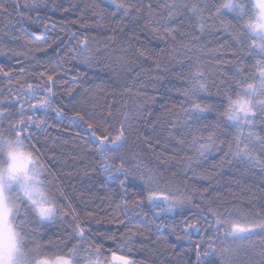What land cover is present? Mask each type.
<instances>
[{
  "label": "trees",
  "instance_id": "obj_1",
  "mask_svg": "<svg viewBox=\"0 0 264 264\" xmlns=\"http://www.w3.org/2000/svg\"><path fill=\"white\" fill-rule=\"evenodd\" d=\"M126 2L141 8L137 23L148 24L137 28L135 36L127 18L119 12L112 15L115 8L106 0H35L37 7H32L34 0H6L9 11H0V108H6V114L19 120L18 99L24 105L22 118L27 120L31 114L29 105L50 94L41 89L51 88L53 107L47 116L36 114L51 126L43 133L35 129L33 135L39 143H32L41 149L40 160L46 168L43 181L50 196L59 206L74 210L55 223H39L38 218H30L24 226L26 232L34 234L29 245L42 243L47 249L52 246L49 240L61 246L74 244L87 248L81 257L98 252L102 261L107 262L117 254L133 264H198L199 251L202 264H217L218 255H203L209 243L216 247L219 240H215L200 217L201 210H223L225 206L231 210L234 205L238 210L234 218L241 225L264 217V167L260 166L264 165V151L258 144L254 149L260 162L257 166L227 157L221 163L222 154L215 152L189 169L185 164L194 155L188 147L191 135L184 137L181 146L170 139L169 133L184 131L171 125L182 123L181 107L189 106L183 93L197 66L209 81V93L194 97L197 103L211 107L209 118L203 122L209 127L199 129L206 134L211 126L224 120L223 106L216 103L224 99L221 76L230 84L228 77L237 65L248 76L255 72L253 65L259 57L253 55L251 41L246 37L243 45L234 39L233 33L244 31L236 14L227 10L217 12L225 0H176L180 7L175 18L167 21L162 17L174 0ZM184 4H195L200 16L193 15ZM97 5L105 9L102 18L97 15ZM132 11L136 13V8ZM121 19L124 25L120 24ZM157 20L178 26L172 33L175 40L163 28L151 30ZM200 20L210 26L203 33L198 27ZM84 37L93 56L89 64L82 63L77 55ZM140 51L146 55L141 56ZM49 75L53 80H48ZM214 81L216 87H212ZM29 85L38 94L26 101ZM227 91L231 93V86ZM56 108L62 110L63 116H57ZM109 109L113 117L107 116ZM76 112L86 119L103 117L109 123L114 122L113 118L124 121L126 116L127 162L131 164V157L135 156L142 165L141 172L150 169L162 190L178 188L189 199L174 213H161L155 220L154 211L158 209L153 210L146 199L142 208L125 211L122 201L144 199L147 189L141 180L130 179L128 191L123 193L119 181L104 174L99 157L90 150L93 145L89 143L87 126L75 116ZM261 127L264 125H258L257 130ZM196 131L189 129L190 133ZM233 132L221 123L219 134L225 144L232 139ZM45 145L46 148L42 147ZM113 162L119 161L114 158ZM204 215L210 222V213L205 211ZM77 222L88 236L85 244L71 237L72 226ZM191 224L199 231L187 227ZM46 254L54 258L64 253ZM225 255L228 264H264V238L253 236L233 244Z\"/></svg>",
  "mask_w": 264,
  "mask_h": 264
},
{
  "label": "snow or ice",
  "instance_id": "obj_2",
  "mask_svg": "<svg viewBox=\"0 0 264 264\" xmlns=\"http://www.w3.org/2000/svg\"><path fill=\"white\" fill-rule=\"evenodd\" d=\"M5 2L6 0H0V11L8 12L9 9L5 6ZM106 2L115 8L112 15L119 12L127 18L128 25H131L132 36H135L137 28L148 27V24L137 23L140 20L138 13L141 8L135 4L128 3L126 0H120V2L118 0H106ZM262 5H264V0H240L239 3L236 0H225L217 9L218 13L227 10L236 14L237 22L243 24L244 31L243 33H233L234 39L241 45H243L245 37L250 40L253 55L258 56L259 59H256L253 65L255 72L248 76L244 74L241 65H237L233 69V75L228 77L230 84L221 76L219 84L225 85V90L221 93L224 99H219L216 103L223 106L224 120L211 126L206 134L201 133L199 129L201 126L209 127L203 122L209 118L211 107L207 103H197L194 97L198 94L209 93L208 76L199 66L192 71L188 79V87L183 93L189 106L181 107L180 120L182 123L173 122L171 125L173 128H183L184 131L169 133L170 139L177 141V144L181 146L185 143L184 137L191 135V143L188 147L193 150L194 155L187 158L186 168L191 169L194 163H199L215 152L222 154L221 163H223V158L227 157L229 160L238 159L252 166L260 165L253 153L257 144L261 151H264V135H262L264 127L257 130L258 125H264V7ZM32 7H37L35 0ZM96 7L100 9L97 15L102 18L105 9L100 8V5ZM179 7L180 4L174 0L173 4L168 6L167 15L162 19L166 21L174 19ZM183 7L187 8L193 15L200 16V11L195 4H184ZM133 8H136V13H133ZM148 8V15L151 17L152 5L150 3ZM65 10L67 11V9ZM20 15L23 14L20 13ZM185 22L180 21L181 24ZM124 23L125 21L121 19L120 24L124 25ZM198 27L200 33H203L210 26L200 20ZM160 28H163L172 40L176 39L172 33L178 30V26L161 24L157 20L151 30L157 32ZM110 39H114V37H110ZM87 45L88 39L84 37L80 44V52L77 53L81 56V62L84 64H89L93 60L91 49ZM72 52L76 53V48H73ZM140 55L145 56L146 53L140 51ZM53 78L52 75L48 76L49 81ZM216 86L217 82L214 81L212 87ZM229 86L232 88L231 93L227 91ZM28 88L26 101L29 97L34 98L38 94L31 85ZM41 91L50 94L37 104L29 105L31 114L28 115L27 120L22 118L25 114L24 105L19 103L18 99L17 104L20 108L19 115L21 117L19 120L6 114V108H0V154L5 157L7 162L6 167L0 166V264H4L5 253L14 259V264H49L50 258L46 253L56 251L64 254L55 255L54 258H51L54 259V264H103L98 252L95 256L86 254L81 257V253H87V248H77L74 244L65 243L61 246L49 240L48 244L52 246L47 249L42 243H35L31 247L29 245L34 234L30 235L29 232H26L24 226L30 218H38L39 223H55L58 218L67 217L74 211L70 206L67 209L59 206L56 199L50 196L45 182L40 179L46 168L40 160L41 149L36 148L32 143L33 141L39 143V139L33 135V131L39 129L43 133L51 125L47 124L46 119L36 114L40 112L47 116L48 110L53 107L51 88L41 89ZM55 111L58 117L63 116L60 108H56ZM75 116L87 126L89 143L93 145L90 150L99 157L104 174L110 179L118 180L123 193L128 191L130 179H139L146 187L147 195L144 199L137 198L131 203L128 200L122 201L125 211L142 208L146 199L153 210L158 209V211H154L153 219L155 220L161 213H174L189 199L178 188L162 190L157 183V177L150 169L141 172L142 165L135 156L131 157V164L127 162L126 116L124 121L113 118V123H109L103 117L86 119L85 115L80 112H76ZM107 116L113 117L111 109L108 110ZM221 123L234 129L232 139L227 144L219 134ZM5 124H7L6 129ZM109 128L112 131H109ZM192 128H196L197 131L190 133L189 129ZM6 135L8 138H5ZM222 144L225 146L221 147ZM42 147L46 148V145ZM114 158L118 159L119 162H113ZM3 163L4 161H0V165ZM260 166L264 167V165ZM64 198L67 199V197ZM205 211L210 213L212 217L210 222L204 215ZM237 211L234 205L231 210L228 206H225L223 210L212 207L201 210L200 217L208 224L215 240H219V246L216 247L213 243H209L203 255L205 257L218 255L220 260L217 264H228L225 254L233 244L251 240L253 236L264 238V217L253 220L252 227L242 226L234 218ZM72 219L76 220L77 218L73 215ZM187 227L199 231L195 224L187 225ZM71 237L73 240L78 239L81 244L88 241L85 229L81 227L79 222L72 226ZM61 239L65 238L62 237ZM200 256L201 253L197 251L198 264H200ZM113 259H119L121 264H133V261L125 256L113 257Z\"/></svg>",
  "mask_w": 264,
  "mask_h": 264
},
{
  "label": "clouds",
  "instance_id": "obj_3",
  "mask_svg": "<svg viewBox=\"0 0 264 264\" xmlns=\"http://www.w3.org/2000/svg\"><path fill=\"white\" fill-rule=\"evenodd\" d=\"M262 7H264V5H262ZM0 161H4V163L0 166L6 167L7 166V162L5 161V157L0 154ZM4 264H14V259L12 257H10L7 253H5L4 255ZM49 264H54V259L50 258Z\"/></svg>",
  "mask_w": 264,
  "mask_h": 264
},
{
  "label": "rangeland",
  "instance_id": "obj_4",
  "mask_svg": "<svg viewBox=\"0 0 264 264\" xmlns=\"http://www.w3.org/2000/svg\"><path fill=\"white\" fill-rule=\"evenodd\" d=\"M41 180H43V175L40 177ZM253 222V221H252ZM252 222H249L242 226H248L252 227ZM48 223V222H47ZM113 257H120V255L114 254L109 258V261L103 262V264H121V261L119 259H113Z\"/></svg>",
  "mask_w": 264,
  "mask_h": 264
},
{
  "label": "water",
  "instance_id": "obj_5",
  "mask_svg": "<svg viewBox=\"0 0 264 264\" xmlns=\"http://www.w3.org/2000/svg\"><path fill=\"white\" fill-rule=\"evenodd\" d=\"M200 264H202V260H201V257H200Z\"/></svg>",
  "mask_w": 264,
  "mask_h": 264
}]
</instances>
